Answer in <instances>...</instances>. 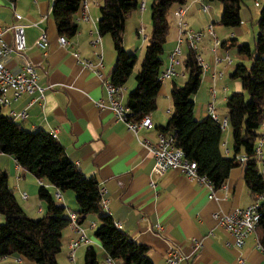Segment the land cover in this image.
Wrapping results in <instances>:
<instances>
[{
  "label": "crops",
  "instance_id": "crops-1",
  "mask_svg": "<svg viewBox=\"0 0 264 264\" xmlns=\"http://www.w3.org/2000/svg\"><path fill=\"white\" fill-rule=\"evenodd\" d=\"M84 1L88 20L82 19V10L75 14L73 20L77 24V33L71 39L66 38L67 44L62 46L58 42L61 35L52 17L53 0H0V28L4 30L3 40L15 44L16 35L9 28L13 25L23 27L24 54L35 65L38 85L44 89L43 98L32 105L29 103L38 94H25L14 100L12 91H8L9 103L3 106V113L12 116L13 111L16 114L25 111L27 117L24 120L15 117L23 128L29 131L56 133L55 138L63 146L69 159L87 177H94L98 181L104 191L103 198L107 201V212L115 223L133 240L148 247V256L153 264H166L169 250H177L183 255L181 264H264V254L259 248L255 234L247 237L243 247H236L232 237L214 218L215 213L226 214L236 208L243 209L254 201L255 195L251 194L245 184L244 164L231 171L222 187L214 191L212 199L209 198L210 193L204 185L179 171L168 170L162 176L154 173V156L141 141L156 143L158 127L167 125L172 111L169 106L165 109L163 102H171L170 92L173 82L178 84L177 78L162 82L157 97V108L150 114L153 129H141L136 135L129 130L125 122L115 119L105 81H110L109 75L115 66L116 55L111 38L108 35L100 36L98 33L103 0ZM212 3L208 4L206 0L186 1L183 21L187 23L188 28L204 31L212 25L215 36L221 39V44L226 40L236 39L239 44L246 43L253 48L259 34L253 26L260 13L257 15L253 12L250 9L252 6L246 11L242 8L241 25L221 29L219 38L214 25L220 20L222 6L220 4V8H215ZM204 5L208 6L207 10ZM257 7H260V4L255 6ZM139 9L129 14L127 19H141ZM179 9L180 7L175 6L168 15L170 28L174 27L164 45L168 60L178 46L179 27L175 14ZM15 14L21 15V20H17ZM253 21L250 29L248 23ZM193 22H198L201 26L191 28L190 23ZM138 23L136 21V27ZM139 31H136L138 35ZM42 32H45L48 38L45 50L35 46V41ZM244 35H248L249 40H241ZM96 40H99V44L94 46L93 42ZM212 44L213 39L205 36L197 50L198 54L199 50L200 54H203L202 59L208 65L203 71L199 90L193 96L194 116L197 120L209 115L210 104L213 103L215 112L219 101L226 104L229 89L242 91L241 83L232 78V73L238 64L249 61L238 54L237 47L230 50L228 45H221L215 54L210 50ZM185 52L187 53L186 46L183 48V60L186 57ZM75 53L79 54V60ZM96 54L102 56V67L97 65L99 59ZM225 55L229 57L230 63L223 60L214 64L215 56L224 59ZM83 60L91 61L93 66L86 67ZM234 61L235 66H232ZM22 66V59L15 54L6 61V67L12 71H18ZM180 67L177 68L178 76L186 77L187 80L184 66L181 69ZM227 72L230 83L225 79ZM222 85L226 86L222 89V95L221 90L217 94L215 88ZM134 88L135 83H131L129 88L123 89L120 97L123 105ZM101 103L103 107L100 106ZM220 115L226 118L227 109L220 112ZM218 118L220 119L219 116ZM221 142L222 152L232 157L234 153L231 128L223 133ZM261 152L262 161L259 160L258 167L264 174V142ZM0 171L7 173L9 186L25 213L33 219L40 217L45 211V203L38 197L40 183L19 167L13 157L5 154H0ZM42 182L48 187L55 201L67 209L66 205L71 207L66 210L67 214L77 210L72 194L62 193L52 185L48 186L44 180ZM23 193L27 194L26 199H23ZM57 194L60 195L59 198ZM98 223V217L91 214L81 224L89 243L76 250L73 260L69 257V244L77 239L78 235L70 227L63 231L62 250L65 252L58 256L59 264H80V260L84 264L85 247L89 245L97 247L100 261H103L101 243L94 236ZM195 242L201 245L198 251L193 250ZM0 264L34 263L23 257L12 256L0 259Z\"/></svg>",
  "mask_w": 264,
  "mask_h": 264
},
{
  "label": "trees",
  "instance_id": "trees-1",
  "mask_svg": "<svg viewBox=\"0 0 264 264\" xmlns=\"http://www.w3.org/2000/svg\"><path fill=\"white\" fill-rule=\"evenodd\" d=\"M84 0H53L52 17L59 35L73 38L77 14ZM187 0H154L151 5L152 32L145 48L139 71L135 75V88L130 92L125 106L129 109L128 121L138 122L157 108V97L162 87L159 79L164 61V45L170 32L168 15L175 7H183ZM219 2L222 13L217 24L226 28L241 25L243 0H206ZM140 0H103L98 20L100 36H110L116 55L115 66L109 78L117 87H125L133 73L137 57L123 45L126 20L138 10ZM258 37L253 48L239 44L236 39L222 42V46L237 47L238 54L251 64H238L232 78L242 85L241 92H233L226 101L228 125L232 131L233 156L222 152L223 129L220 121L210 114L197 120L194 116L193 96L199 90L203 70L198 52L187 44L184 69L187 80L184 85L173 82L170 92L171 117L159 133L172 136L175 146L186 159L196 162L199 176L206 177L214 189H219L231 171L245 165V184L254 196L264 194V174L260 172L256 155L257 142L264 123V8L260 11ZM0 105V154L11 156L17 165L25 169L39 183L38 197L46 204V213L38 219L30 218L19 205L8 175L0 171V259L23 257L34 264H59L63 231L69 227L70 215L75 214L77 223L83 224L88 215L98 217L94 236L101 243L103 261L93 245L86 247L84 264H108L111 260L120 264H153L148 247L133 240L127 232L117 227L113 217L101 207V186L94 177H87L72 162L57 139L43 130L29 131L6 115ZM60 192L75 194L77 210L67 214V208L54 200L47 186ZM255 230L258 245L264 250V201Z\"/></svg>",
  "mask_w": 264,
  "mask_h": 264
},
{
  "label": "built area",
  "instance_id": "built-area-1",
  "mask_svg": "<svg viewBox=\"0 0 264 264\" xmlns=\"http://www.w3.org/2000/svg\"><path fill=\"white\" fill-rule=\"evenodd\" d=\"M255 6H259V3L256 1ZM12 9H14L13 3H11ZM143 7V3L140 5ZM208 6L204 5V9L207 10ZM82 19L88 20V13L85 1L82 3L81 9ZM185 12V6L181 7L176 12L177 24L179 27V37H178V46L172 51L169 56V62L164 70L160 73L159 79L161 82L172 80L175 77H178L179 73L177 68L179 66H184L183 60V46L189 45L192 50H198L200 43L203 41L205 36H209L213 39L212 51L216 54L218 48L221 46V42L215 36L212 25H209L204 31H193L188 28L186 22L183 21V16ZM17 20H21V15L15 14ZM16 35L17 42L15 44L6 43L3 40L4 30L0 28V105L5 106L9 103L7 98V92L12 91L14 100H17L22 95L34 96L38 94L29 105H32L35 102L40 101L43 98L44 89L38 85V78L36 74L35 65L29 61L25 56V50L22 43V30L23 27L20 25H13L9 28ZM142 30L139 31V34H142ZM60 45L64 46L67 44V40L64 36L58 38ZM99 44V40L93 42V45L96 46ZM35 46L45 50L48 46V38L45 32H42L38 39L35 41ZM12 54L17 55L23 61V66L18 71H12L6 67V61L11 57ZM97 55V54H96ZM75 57L79 60V54L75 53ZM99 59L98 67H102V56L97 55ZM223 60L230 62L229 57L222 59L218 56L214 58V64L222 62ZM198 61L202 67V70L205 71L208 68V65H204L202 60L198 56ZM86 67H92L93 63L91 61H82ZM106 88L108 92V98L110 101V108L115 115L117 121H123L127 124V127L130 131L137 135L138 131L141 129H153V121L150 115H145L138 122L128 121V114L130 113L129 109L123 105L120 101L121 93L123 87L114 86L109 80L105 81ZM103 107V103L100 104ZM209 114L217 121H220L222 129L228 126V118L219 119L215 113L213 103L208 107ZM12 117H18L21 120H24L27 117L25 111L15 113L11 112ZM261 136L257 142L256 146V155L259 160L262 161V152L261 148L264 142V123L260 126ZM56 137V133L52 134ZM141 144L146 147L154 156L155 166L154 173L162 176L168 170L179 171L180 173L186 175L188 178L200 182L204 185L210 195L209 198L214 197V185L206 177H201L197 173L198 166L196 162L189 161L186 159L184 152L175 146L173 138L169 134L159 133L157 142L152 144L148 141H141ZM41 183V182H40ZM104 191L101 189V207L107 211V201L103 198ZM57 198L60 197L59 194L56 195ZM23 199L27 198V194H22ZM264 201V194H256L254 196V201L246 208L240 209L236 208L232 211L221 214L215 213L214 218L217 220L220 227H222L233 239V243L236 247H243L245 240L251 234H255L256 226L260 214V205ZM71 222L69 227L78 235V238L73 240L69 244V257L71 260L74 259L76 250L81 245H86L89 243V240L84 234L81 224L77 223V217L75 214L70 215ZM117 225V224H116ZM118 227V225H117ZM200 243H194V251L200 249ZM260 248V247H259ZM261 249V248H260ZM263 254L264 250L261 249ZM183 260V255L177 250H169L166 264H181ZM108 264H120L107 260Z\"/></svg>",
  "mask_w": 264,
  "mask_h": 264
},
{
  "label": "rangeland",
  "instance_id": "rangeland-1",
  "mask_svg": "<svg viewBox=\"0 0 264 264\" xmlns=\"http://www.w3.org/2000/svg\"><path fill=\"white\" fill-rule=\"evenodd\" d=\"M154 0H140V5L143 3V7L141 8L140 7V9H139V12L138 13H140L139 15V17H141V19L140 18H132V19H127L126 20V26H125V33H124V36H123V45H124V48L129 52V53H133V54H135V56L137 57V62H136V64H135V67L133 68V73L131 74V76L129 77V79H128V81H127V83H126V85H125V89H127V88H129L130 87V85H131V83H135L134 81H135V75L137 74V72L139 71V69H140V66H141V63H142V60H143V57H144V54H145V48H146V46H147V44H148V39L150 38V35H151V32H152V24H151V5H152V2H153ZM255 1H258L259 2V4H260V7H257V8H255V6H254V4H255ZM208 3V2H207ZM209 4V3H208ZM211 4V3H210ZM212 5L215 7V8H220V3L219 2H213L212 3ZM250 6H252V8H250L251 10H253V12H256L257 13V15H258V13H260V11L264 8V0H243V4H242V8L243 9H245L244 11H246V10H248V8L250 7ZM140 10H141V12H140ZM136 21H138L139 23V25L136 27ZM258 21V20H257ZM256 21V22H257ZM216 22V21H215ZM255 22V23H256ZM253 23H254V21L253 22H250V23H248L249 24V27H250V29L252 28V26L251 25H253ZM191 24V28H198V27H200L201 26V24L200 23H198V22H193V23H190ZM215 26V28H216V32H217V34H218V37L219 38H221V29H225L226 27H223V26H221V25H219V24H215L214 25ZM256 28L257 30H258V26L255 24V26H253V28ZM174 29V27L173 26H171V28H170V32H169V35H168V37H170V34L172 33V30ZM226 29H228V28H226ZM137 30H142L143 32H142V34H137ZM192 30V29H191ZM194 31V30H193ZM197 31H200V29L199 30H197ZM196 30H195V32H197ZM110 37V36H109ZM147 37V38H146ZM242 39L241 40H244L245 38L247 39V38H249L248 37V35L246 36V35H244V37H241ZM220 41H221V39H219ZM223 40V39H222ZM247 40H249V39H247ZM242 42V41H241ZM184 46H186V45H184ZM184 46H183V48H184ZM212 46H213V44H212ZM211 46V47H212ZM210 47V50H212V48ZM231 49H233V47H231L230 48V50ZM235 49V48H234ZM208 51V50H207ZM206 51V54L208 55L209 54V51L207 52ZM238 51V50H237ZM212 52V51H211ZM115 53V52H114ZM185 54H186V52H185ZM199 54H200V50H199ZM201 55V60L203 61V59H204V56H202L203 54L201 53L200 54ZM213 55V54H212ZM162 57V60L164 61V65H163V68H165L166 67V65H167V61L169 62V60H168V55H167V51H166V49L164 50V53H163V55L161 56ZM200 57V56H199ZM225 58H226V55L224 56ZM203 58V59H202ZM243 58H245V57H243ZM203 63H204V61H203ZM227 63H230V62H227ZM245 64H246V66L247 67H249L250 66V64H251V62L250 61H248V62H244ZM204 65H206V63H204ZM232 66H235V61H234V64L232 65ZM182 68V66L180 67V69ZM231 69V68H230ZM229 76V74H228V72H227V74H226V76H225V79H226V81H228L229 83H230V78L228 77ZM179 77V78H178ZM178 77H175V78H177V82H178V85H184V83H185V80H186V77H183V76H178ZM223 87H226V86H224V85H222V86H218L217 88H215L216 89V92H217V94L219 93V91L221 90V95H222V89H223ZM233 92H236V91H234L233 89H229L228 90V95L230 96ZM219 98V97H218ZM170 104V105H169ZM169 104L166 102V101H164L163 102V106H166V108L165 109H167L168 108V106H169V108L171 109V111H172V103L171 102H169ZM216 114L220 117V119H222V116L220 115V112H223L225 109H226V104L225 103H223L222 101H219L218 103H217V106H216ZM228 130H230V127L228 126L227 127V129L226 130H224L223 131V133H225V131H228ZM67 193H69V194H72L73 195V197H74V200H75V194H74V192H72V191H66ZM22 204V203H21ZM44 205V209H45V211H44V213L43 214H40V217H34V219H38V218H41L42 216H44V214L46 213V205L45 204H43ZM66 206H68V209L67 210H69V208H71L69 205H66ZM70 210H73V209H70ZM0 221H3L1 218H0ZM82 247H85V246H82ZM86 248V247H85ZM95 249H96V252H97V254H98V249H97V247H95ZM65 251H64V249L62 250V253L60 252V254L58 255L59 257L61 256V254H63ZM74 257H76V256H74ZM100 255L98 254V259L100 260ZM76 263H77V261H76ZM74 264V263H73ZM80 264H82L81 263V260H80Z\"/></svg>",
  "mask_w": 264,
  "mask_h": 264
}]
</instances>
